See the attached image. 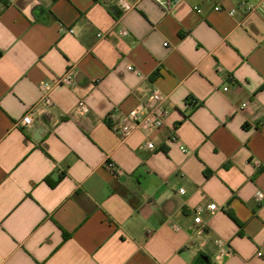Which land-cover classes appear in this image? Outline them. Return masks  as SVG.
<instances>
[{
    "label": "crops",
    "instance_id": "1",
    "mask_svg": "<svg viewBox=\"0 0 264 264\" xmlns=\"http://www.w3.org/2000/svg\"><path fill=\"white\" fill-rule=\"evenodd\" d=\"M128 1L0 0V264H264L261 9ZM68 72L75 83L40 105V83ZM152 87L164 127L123 138L108 114ZM208 204L221 210L199 234ZM218 239L234 250L220 262Z\"/></svg>",
    "mask_w": 264,
    "mask_h": 264
},
{
    "label": "built area",
    "instance_id": "2",
    "mask_svg": "<svg viewBox=\"0 0 264 264\" xmlns=\"http://www.w3.org/2000/svg\"><path fill=\"white\" fill-rule=\"evenodd\" d=\"M164 11H170L178 4L184 2L185 0H154ZM214 1V0H209ZM116 4L118 8L122 12H129L135 8V5L128 0H116ZM245 8L247 11H256L257 9H261L262 14L264 16V0H258L257 2H250L247 0H242L239 8ZM195 9H198L197 7ZM215 10L220 11L223 10L221 5H216ZM238 12V9L235 8L229 11L231 16H235ZM74 33V30L70 31ZM120 35L126 34L124 30L119 31ZM102 37V34L98 35ZM128 69L130 71H134L135 68L133 66H129ZM75 83V75L72 72H68L60 77H58L54 82L50 81H42L40 83V89L42 92V98L40 100V105L45 108L54 107V101L51 97V92L54 87L58 85H66L71 86ZM228 88H225L227 90ZM167 97L162 93V91L156 87H152L147 90L145 95V100L140 102L135 108L132 110L125 112L120 108H115L111 111L107 116V121L111 123L122 135L123 138H127L131 136L133 133L137 131H146L149 129H161L165 125V121L168 117L169 111L166 106ZM194 104L195 102L192 101ZM246 104H244V107ZM89 112V107L85 101H80L77 107L74 110V114L76 115H86ZM33 124V112H29L24 116L20 125L22 127H30ZM172 141L177 142L178 136L173 134ZM144 147L149 150H154L155 145L152 141H146ZM180 149L184 153H189V151L185 147H180ZM256 165H260L259 161H255ZM106 168L114 177H119L122 171L117 167L116 163L113 161H108L106 163ZM181 192L184 190L181 189ZM263 198L262 194L257 195V199L261 200ZM208 211L211 214H215L221 210V208L216 204H208L201 205L195 208L196 213V224L199 227V234H205L207 232V224L204 219L201 217V214L204 211ZM175 230H179L178 226H174ZM216 243L219 247V250L215 256L217 261H222L226 257H230L234 254L233 248L227 244L225 241L218 239ZM190 247V245H186V248ZM260 255V254H259Z\"/></svg>",
    "mask_w": 264,
    "mask_h": 264
},
{
    "label": "water",
    "instance_id": "3",
    "mask_svg": "<svg viewBox=\"0 0 264 264\" xmlns=\"http://www.w3.org/2000/svg\"><path fill=\"white\" fill-rule=\"evenodd\" d=\"M204 260H205L206 262H208V258H207V257H204Z\"/></svg>",
    "mask_w": 264,
    "mask_h": 264
}]
</instances>
